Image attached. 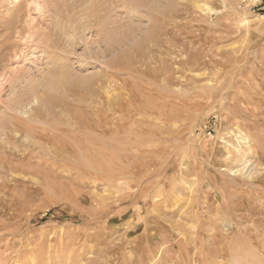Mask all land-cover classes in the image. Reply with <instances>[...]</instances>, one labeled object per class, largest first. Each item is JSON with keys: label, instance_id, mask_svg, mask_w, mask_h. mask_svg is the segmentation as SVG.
<instances>
[{"label": "rangeland", "instance_id": "obj_1", "mask_svg": "<svg viewBox=\"0 0 264 264\" xmlns=\"http://www.w3.org/2000/svg\"><path fill=\"white\" fill-rule=\"evenodd\" d=\"M124 238L264 264V0H0V264Z\"/></svg>", "mask_w": 264, "mask_h": 264}, {"label": "bare ground", "instance_id": "obj_2", "mask_svg": "<svg viewBox=\"0 0 264 264\" xmlns=\"http://www.w3.org/2000/svg\"><path fill=\"white\" fill-rule=\"evenodd\" d=\"M57 45V44H56ZM196 62V61H195ZM132 89V88H131ZM86 94V93H85ZM136 99V98H135ZM102 102V101H101ZM132 102V101H131ZM108 103V102H107ZM105 107V106H104ZM98 112V111H97ZM120 112V111H118ZM98 114V113H97ZM101 115V114H100ZM110 115H108L109 117ZM95 124V123H94ZM107 127V126H106ZM109 129V128H108ZM107 130V128H106ZM104 131V130H103ZM105 232L102 230V233ZM102 235V234H101ZM107 235V234H106ZM104 237V236H101ZM103 239V238H102ZM77 240V239H76ZM101 240V239H100ZM99 240V241H100ZM107 240V238H106ZM103 240V241H106ZM107 242V241H106ZM82 244V243H81ZM80 244V245H81ZM106 245H110V246H106ZM106 245L100 249L97 250V257L100 256L102 257V259H96L95 261H92V258H87V260L89 261V263L91 264H105L110 258H114L117 260H126L127 258V252L126 250L129 248H131L132 250H137L138 251V255L143 256V260L146 258L145 253L143 252V248H142V242H134L132 243L130 240L128 241L126 238L124 239H119L117 241H108L106 243ZM87 246V245H86ZM129 252V251H128ZM133 252V251H132ZM78 253V252H77ZM130 253V252H129ZM70 254V253H69ZM132 254V253H131ZM75 255V254H74ZM96 255V254H95ZM137 255V254H136ZM153 255V254H152ZM151 257V253L149 255ZM130 258V257H129ZM74 259V258H73ZM142 260V261H143ZM72 258H68L66 260V263H71ZM78 261V260H77ZM86 261V260H85ZM76 262V261H75ZM123 262V261H122ZM77 263V262H76ZM87 263V262H86ZM74 264V263H73ZM141 264V263H140ZM142 264H144V262H142Z\"/></svg>", "mask_w": 264, "mask_h": 264}]
</instances>
